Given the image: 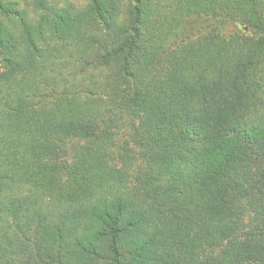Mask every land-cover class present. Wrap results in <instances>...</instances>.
<instances>
[{
	"label": "trees",
	"instance_id": "obj_1",
	"mask_svg": "<svg viewBox=\"0 0 264 264\" xmlns=\"http://www.w3.org/2000/svg\"><path fill=\"white\" fill-rule=\"evenodd\" d=\"M31 1L0 0V264H264V0Z\"/></svg>",
	"mask_w": 264,
	"mask_h": 264
},
{
	"label": "rangeland",
	"instance_id": "obj_2",
	"mask_svg": "<svg viewBox=\"0 0 264 264\" xmlns=\"http://www.w3.org/2000/svg\"><path fill=\"white\" fill-rule=\"evenodd\" d=\"M14 4V8L18 10V12H25L26 20L31 21L32 24H36L39 20V12L35 9L33 6V3L31 0H9ZM89 4V0H60L59 1V7H68L72 6V10L74 13L76 12H82L86 10L87 6ZM125 6V10L122 14V20L128 18L130 15V8L134 4V0H123L122 3ZM21 16H18L17 14L11 15L9 18L4 19L3 23L5 28L12 31V34L16 33L17 35H20L22 33V27L19 25V19ZM211 19H205V18H190L188 19V27L187 30L181 33L180 39H183V37H192L195 38L199 34H202L205 31H209L211 29L216 30V25L212 23V21H209ZM235 27L233 25L228 26L224 32L225 35L230 34L232 32V29ZM117 143L118 145L113 148V151L119 150L120 145L123 143L130 142V131L126 128H121L119 130L118 135H116ZM131 146L132 143H130ZM136 154H138V149L134 148ZM139 161L134 162V166L132 165L131 172L134 168L137 169V165ZM135 169V170H136ZM133 178V175H132Z\"/></svg>",
	"mask_w": 264,
	"mask_h": 264
}]
</instances>
